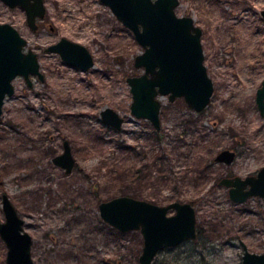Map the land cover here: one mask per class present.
<instances>
[{
	"label": "rangeland",
	"instance_id": "374dc122",
	"mask_svg": "<svg viewBox=\"0 0 264 264\" xmlns=\"http://www.w3.org/2000/svg\"><path fill=\"white\" fill-rule=\"evenodd\" d=\"M178 2L175 14L201 30L213 93L200 113L182 99L159 98V157L173 174L162 182L149 169L154 128L129 112L126 79L142 73L133 66L142 49L131 32L99 0H42L44 16L34 33L20 10L0 4V22L27 42L43 77H31L30 87L15 78L0 117V196L24 223L33 264H138L139 232L119 233L98 214L99 203L118 196L159 206L195 202L197 238L159 252L152 264H242L240 243L264 253V200L234 204L217 186L264 166V115L255 104L264 80V0ZM60 38L83 46L94 67L79 72L43 53ZM104 108L124 118L120 131L102 123ZM63 141L74 160L68 175L50 163ZM223 150L235 152L231 165L215 162ZM120 162L126 169L136 163L146 179L154 178L129 185L117 176ZM123 187L132 189L124 194ZM4 255L0 241V264Z\"/></svg>",
	"mask_w": 264,
	"mask_h": 264
},
{
	"label": "water",
	"instance_id": "95a60500",
	"mask_svg": "<svg viewBox=\"0 0 264 264\" xmlns=\"http://www.w3.org/2000/svg\"><path fill=\"white\" fill-rule=\"evenodd\" d=\"M0 1L8 7L22 8L31 31L35 30L34 18L43 17L41 0ZM99 1L131 32L142 49L133 62L134 68L142 73L126 79L131 95L130 116L148 121L159 132L160 97H166L169 103L182 99L193 112H202L210 103L213 85L204 65L201 30L194 25L192 18L175 14L178 0ZM25 46V40L13 28L0 24V116L3 99L13 93L11 81L15 77H20L26 87L31 86V77L38 82L43 80L36 54L31 50L23 52ZM42 51L55 54L64 65L79 72L84 73L94 67L93 57L83 46L64 38ZM255 104L263 116L264 80L256 91ZM100 119L115 131H120L125 122L111 108H104ZM233 160L234 152L230 150H223L215 157V162L225 165H230ZM51 163L65 175L72 171L74 160L67 142L62 143V153L52 158ZM218 185L228 189L229 200L234 204H244L251 198L264 200V166L256 176L224 178ZM97 208L100 219L114 230L139 232L142 248L138 264H152L159 252L193 241L197 235L195 210L190 203L173 202L159 206L129 196H118L99 203ZM0 209L4 264H33L31 238L23 230V221L5 195L1 197ZM240 246L242 264H264V253H250L243 243Z\"/></svg>",
	"mask_w": 264,
	"mask_h": 264
},
{
	"label": "trees",
	"instance_id": "16d2710c",
	"mask_svg": "<svg viewBox=\"0 0 264 264\" xmlns=\"http://www.w3.org/2000/svg\"><path fill=\"white\" fill-rule=\"evenodd\" d=\"M161 134L159 132H156L155 130L153 131L152 135L149 136L150 140L155 142L154 144L156 145V150L153 151L151 155V161L149 164V169L151 171L155 172V177L160 179V182L169 179V176L172 177L173 179V174L168 170V164L164 160V156L160 159L159 157V143L161 141ZM121 146L119 145V148ZM116 167V173L118 174L117 176L119 177L120 180L125 181L129 185H137L139 181H146V180H151L154 178L153 176L149 177V179H146L148 176L147 174H144L142 172V169L137 168V164L133 163L130 167L126 169L121 162L119 165L115 164ZM132 188L128 187H123L122 190L124 191V194L129 193ZM177 201V200H175ZM192 206H195V202H190Z\"/></svg>",
	"mask_w": 264,
	"mask_h": 264
},
{
	"label": "flooded vegetation",
	"instance_id": "af4514ba",
	"mask_svg": "<svg viewBox=\"0 0 264 264\" xmlns=\"http://www.w3.org/2000/svg\"><path fill=\"white\" fill-rule=\"evenodd\" d=\"M30 3H31V1H30ZM41 3H42V0H41ZM0 4H1L2 6H4L6 9H8V10H13V9H18V10H20V11L23 13V15H24L25 25H26L27 29H28L29 31H31V30L29 29V26H28V23H27V20H26L25 12H24V10H23L22 8H20V7H18V6H15V7H8V6H6L5 4H3L1 1H0ZM42 7H43V5H42ZM43 9H44V8H43ZM260 14H261L262 18H264V11H262ZM43 16H44V13H43ZM42 19H43V17H42L41 19H38L37 17L34 18L35 30H34V31H31V32H33V33L36 32V30H37V22H38V21H41ZM0 24H7V23H2V22H0ZM120 24H121V23H120ZM7 25H9V24H7ZM9 26H10V25H9ZM10 27L13 28L12 26H10ZM13 29H14V28H13ZM14 30H15V29H14ZM50 30H51V29H50ZM15 31H16V30H15ZM16 32H17V31H16ZM17 34H18V33H17ZM18 35H19V34H18ZM19 36H20V35H19ZM20 37H21V36H20ZM21 38H22V37H21ZM22 39H23V38H22ZM23 40H24V39H23ZM25 42H26V41H25ZM53 44H54V43H53ZM26 46H27V42H26ZM26 46H25V48L23 49V52H24L25 50H29V49H26ZM48 46H49V45H48ZM15 78H17V77H15ZM15 78H14V79H15ZM14 79H13V80H14ZM13 80H12V81H13ZM12 81H11V85H12ZM42 81H43V80H42ZM24 84H25V83H24ZM25 86H26V85H25ZM12 87H13V86H12ZM13 92H14V89H13ZM12 95H13V93H12ZM12 95H11V96H12ZM11 96H10V97H11ZM8 98H9V97H8ZM5 99H7V97H5V98L3 99V102H4ZM1 111H2V108H1ZM1 114H2V113H1ZM0 117H1V116H0ZM63 142H64V141H63ZM63 142H62V143H63ZM65 142H66V141H65ZM68 147H69V145H68ZM61 148H62V146H61ZM230 151H231V150H230ZM232 152H234V151H232ZM61 153H62V149H61ZM61 153H60V154H61ZM219 153H220V152H219ZM219 153H218V154H219ZM60 154H58V155H60ZM70 154H71V153H70ZM218 154H217V155H218ZM58 155H55V156H58ZM55 156H53L52 158H54ZM71 156H72V155H71ZM52 158H51V159H52ZM235 158H236V154H235V152H234V160H235ZM51 159H50V163H51ZM234 160H233V162H234ZM233 162H232V163H233ZM232 163H231V164H232ZM51 164H52V163H51ZM231 164H230V165H231ZM224 165H225V164H224ZM54 167H55V166H54ZM73 167H74V165H73ZM56 168H57V167H56ZM261 168H262V167H261ZM261 168H260V169H261ZM58 169H59V168H58ZM260 169H259V170H260ZM259 170H258V171H259ZM258 171H257V172H258ZM257 172H256L254 175H249V176H256ZM249 176H246V177H249ZM234 177H236V176H234ZM224 178L230 179V178H233V177H224ZM224 178H222V179H224ZM244 178H245V177H244ZM244 178H242V179H244ZM222 179H220L219 182H220ZM219 182L217 183V186H218V187H221V186L218 185ZM227 193H228V189H227ZM2 195H3V194H2ZM2 195L0 196V202H1V197H2ZM6 198H7V197H6ZM7 200L9 201L8 198H7ZM262 200H263V199H262ZM9 203H10V201H9ZM10 205H11V203H10ZM11 206H12V205H11ZM12 207H13V206H12ZM13 209H14V208H13ZM14 211H15V210H14ZM15 213H16V212H15ZM2 221H3V220H2ZM2 221H0V222H2ZM23 224H24V223H23ZM197 236H198V231H197L196 238H197ZM196 238H195V239H196ZM193 241H194V240H193ZM189 242H192V241H189ZM31 243H32V241H31ZM240 247H241V246H240ZM242 254H243V251H242Z\"/></svg>",
	"mask_w": 264,
	"mask_h": 264
},
{
	"label": "bare ground",
	"instance_id": "6f19581e",
	"mask_svg": "<svg viewBox=\"0 0 264 264\" xmlns=\"http://www.w3.org/2000/svg\"><path fill=\"white\" fill-rule=\"evenodd\" d=\"M136 232V231H135ZM120 233V232H119ZM188 242V241H187ZM185 243V242H184ZM181 245V244H180ZM177 247V246H176ZM175 248V247H174ZM156 258V257H155Z\"/></svg>",
	"mask_w": 264,
	"mask_h": 264
}]
</instances>
